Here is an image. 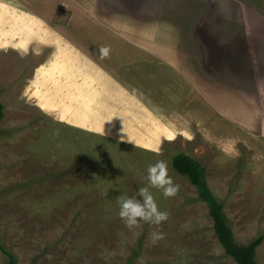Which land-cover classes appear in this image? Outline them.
<instances>
[{
	"label": "rangeland",
	"instance_id": "obj_1",
	"mask_svg": "<svg viewBox=\"0 0 264 264\" xmlns=\"http://www.w3.org/2000/svg\"><path fill=\"white\" fill-rule=\"evenodd\" d=\"M0 2V242L14 254L15 264H235L216 239L207 206L171 160L177 152L196 157L235 240L249 242L264 230L261 105L253 106L256 121L249 119V126L238 119L235 127L233 122L221 127L219 134L233 140L219 148L200 143L198 136L190 141L176 136L153 153L77 131L30 99L28 72L39 60L9 49V7L19 2ZM158 4L165 33L170 29L181 36L189 27L198 56L189 63L192 69L212 68L217 53L227 52L228 63L254 69L248 73L253 82L264 79V0ZM158 160L167 162L178 186L168 198L150 189L168 218L159 226L141 222L129 229L118 216L117 201L135 197L147 185V167ZM153 232L162 238L153 240ZM256 261L264 264V238ZM0 264H5L1 253Z\"/></svg>",
	"mask_w": 264,
	"mask_h": 264
},
{
	"label": "crops",
	"instance_id": "obj_2",
	"mask_svg": "<svg viewBox=\"0 0 264 264\" xmlns=\"http://www.w3.org/2000/svg\"><path fill=\"white\" fill-rule=\"evenodd\" d=\"M17 1L9 7V49L36 55L30 99L54 121L156 153L176 136L229 144L221 127L238 119L247 126L256 121L253 106L264 109V79L253 82L254 69L228 63L227 52L212 68L192 69L198 56L189 27L165 33L159 0Z\"/></svg>",
	"mask_w": 264,
	"mask_h": 264
},
{
	"label": "trees",
	"instance_id": "obj_3",
	"mask_svg": "<svg viewBox=\"0 0 264 264\" xmlns=\"http://www.w3.org/2000/svg\"><path fill=\"white\" fill-rule=\"evenodd\" d=\"M3 117V105L0 102V121ZM171 166L178 174L185 176L194 186L197 197L205 203L212 220V229L225 256L235 264H259L256 261V248L264 238V230L249 242L238 243L226 218L223 205L217 200L205 177V168L192 156L177 152L173 155ZM0 253L5 257V264H15L16 257L0 242Z\"/></svg>",
	"mask_w": 264,
	"mask_h": 264
},
{
	"label": "clouds",
	"instance_id": "obj_4",
	"mask_svg": "<svg viewBox=\"0 0 264 264\" xmlns=\"http://www.w3.org/2000/svg\"><path fill=\"white\" fill-rule=\"evenodd\" d=\"M102 57L108 55L107 48H101ZM130 143H135L130 141ZM147 185L139 187L135 197L121 196L118 199V216L126 227L132 229L141 222L159 226L168 218L166 211L158 209L154 196L150 189L154 188L168 198L176 195L178 186L174 184L172 177L168 174V165L164 160H158L150 164L147 169ZM153 240L162 238V233L153 232Z\"/></svg>",
	"mask_w": 264,
	"mask_h": 264
}]
</instances>
